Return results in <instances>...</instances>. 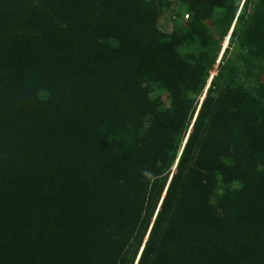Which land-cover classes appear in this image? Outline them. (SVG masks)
Masks as SVG:
<instances>
[{
    "label": "trees",
    "instance_id": "obj_1",
    "mask_svg": "<svg viewBox=\"0 0 264 264\" xmlns=\"http://www.w3.org/2000/svg\"><path fill=\"white\" fill-rule=\"evenodd\" d=\"M179 3L0 0V264H264V0Z\"/></svg>",
    "mask_w": 264,
    "mask_h": 264
},
{
    "label": "rangeland",
    "instance_id": "obj_2",
    "mask_svg": "<svg viewBox=\"0 0 264 264\" xmlns=\"http://www.w3.org/2000/svg\"><path fill=\"white\" fill-rule=\"evenodd\" d=\"M246 0H241L240 5V12H247L252 11V6H249L247 9L245 8ZM238 13V14H239ZM187 13L183 12V7L179 3V0H170V5L166 6L162 10V15L160 19L159 26L164 30L171 31L173 28L174 23L180 20H187ZM211 28V32L215 38V40L220 43V48L218 51V58H217V65L215 69H212V74L210 76L209 83L205 89L204 94L201 97L202 99L205 97L209 89V85L212 81L213 76L217 73L218 64L222 62L223 59L230 60L235 66L239 68V82L243 84L246 88H249L253 92L263 93L264 94V60H256L254 59L252 63L245 62L241 58V54H245L246 51L242 49L235 39H232V31L236 25V20L232 23L230 27L229 33L226 36H222L220 30L213 25L212 20H207ZM164 98L169 103L168 99L166 98V94L163 95ZM149 121L146 125H148Z\"/></svg>",
    "mask_w": 264,
    "mask_h": 264
},
{
    "label": "built area",
    "instance_id": "obj_3",
    "mask_svg": "<svg viewBox=\"0 0 264 264\" xmlns=\"http://www.w3.org/2000/svg\"><path fill=\"white\" fill-rule=\"evenodd\" d=\"M187 17H188V15H187Z\"/></svg>",
    "mask_w": 264,
    "mask_h": 264
}]
</instances>
